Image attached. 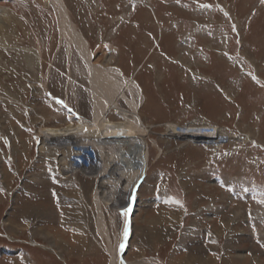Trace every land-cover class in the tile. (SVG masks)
I'll list each match as a JSON object with an SVG mask.
<instances>
[{
	"label": "rangeland",
	"instance_id": "obj_1",
	"mask_svg": "<svg viewBox=\"0 0 264 264\" xmlns=\"http://www.w3.org/2000/svg\"><path fill=\"white\" fill-rule=\"evenodd\" d=\"M65 1L96 60L115 51L119 78L142 91L151 154L125 260L264 264V0ZM3 12L11 21L0 32V264H111L96 173L65 172L70 150L52 149L42 133L92 121L85 60L69 55L56 4L0 0ZM114 111L108 117L122 121ZM170 125L213 126L230 139L206 146L172 136ZM125 201L102 203L113 245Z\"/></svg>",
	"mask_w": 264,
	"mask_h": 264
},
{
	"label": "bare ground",
	"instance_id": "obj_2",
	"mask_svg": "<svg viewBox=\"0 0 264 264\" xmlns=\"http://www.w3.org/2000/svg\"><path fill=\"white\" fill-rule=\"evenodd\" d=\"M39 1L43 3V0ZM48 2L54 3L58 6L60 12L59 18L61 19V34L63 39L65 38L66 40L69 55L75 50L80 54L81 58L85 60L84 65L86 64L85 68L87 69L88 76V79L86 80L89 81L88 87L92 96L91 102H93V119L92 121L88 120L90 122L87 123L79 120L77 125L69 124L63 127L50 126L44 128L42 133L45 134V137L49 141L56 143L55 145L53 143L51 144L52 149H57L58 146L64 147L63 143L68 144L70 139H73L76 142H69L71 143V148L73 149L75 145H78L79 148H77V150L82 151V153H87L86 155H82L85 159L84 166L86 167L81 170L89 169V171H93L97 175L98 182H96V188L94 187L95 191L93 193V200L95 204L94 206L97 210L99 229L101 234L108 241V247L111 254L110 263L132 264L127 262L124 258L125 250L128 249V235L125 237L124 232L125 227L127 226L128 234L130 233L133 218L136 215V212H138L136 191L132 193V196L129 198V203L124 207L122 234L115 237V245H113L111 241L110 231L107 225L108 222L106 224L104 218L102 203L105 205H125L127 202L125 200H128V195L130 194V187L132 186L135 189L137 186V182L135 181L147 174L150 151V146L147 140L148 127L139 115L140 104L138 102L139 100L136 98L137 95H142V91L137 81L134 79L125 78L124 80H121L119 78L120 75L123 76L122 71L118 67H112V62L115 59V51H108L109 53L106 51L107 56L106 58L104 57L106 59L104 63H100V60H96V54L90 48V41L84 33L78 29L77 23L72 19L70 8L65 0H48ZM2 14H0V32L9 26L8 22L11 21L5 12ZM104 47L102 48L103 50L105 49ZM73 72L74 71H72L71 74ZM127 91L131 94L130 97H128ZM120 99H123L127 103L125 104L129 106V109L121 106ZM112 110H115L117 114L122 115L123 120H111L108 115L111 114L110 112H112ZM111 127H115L116 129L122 128L125 130H122L113 136H109L106 134L105 129ZM187 127H189V125ZM169 130L172 136L176 134L183 136L185 133L190 132L175 125H170ZM185 140L187 141L188 139ZM45 144L47 145V143ZM63 149L67 151L70 150L69 147ZM96 161L98 164H95ZM73 167V163L70 162L69 171L66 169L67 167L64 170L65 172H75L76 170H74ZM141 181L142 180H140L139 183ZM128 209H131V211L125 216L124 213ZM113 211H115V209ZM121 245H123L122 250L120 247Z\"/></svg>",
	"mask_w": 264,
	"mask_h": 264
},
{
	"label": "built area",
	"instance_id": "obj_3",
	"mask_svg": "<svg viewBox=\"0 0 264 264\" xmlns=\"http://www.w3.org/2000/svg\"><path fill=\"white\" fill-rule=\"evenodd\" d=\"M188 125H180L179 127L183 130H186V131H190L188 133H185L183 136H178V137H181L183 139H193V140H196V141H199L203 144H205L206 146H214V147H217V148H221L223 146H225L228 142H229V135L227 133H223L222 132V129H218L216 127H211V126H194V125H189V127H187ZM182 132V131H180ZM197 132V134H196ZM208 132V133H207ZM70 141H75V140H71ZM76 142V141H75ZM54 143V142H52ZM52 143H49L50 146ZM69 144V145H68ZM68 144L66 143H63V146H58V149L59 148H65V147H69L70 148V156H69V163H73V169L74 170H81L83 168H85L86 166H84V161L85 159L82 157V155H86L87 153H82V151H79L77 150L78 145H75L74 148L76 149H72L70 144L68 142ZM95 164H98V162L96 161ZM87 170V169H86ZM75 171V172H76ZM84 171V170H82ZM143 176V175H142ZM143 177H141L140 179L138 178L135 182H137V186L136 188L134 189L132 186L130 187V194L128 195V203H129V198L132 196V193L135 192L137 193L138 189H139V181L142 180ZM139 183V184H138ZM134 184V183H133ZM130 196V197H129Z\"/></svg>",
	"mask_w": 264,
	"mask_h": 264
},
{
	"label": "snow or ice",
	"instance_id": "obj_4",
	"mask_svg": "<svg viewBox=\"0 0 264 264\" xmlns=\"http://www.w3.org/2000/svg\"><path fill=\"white\" fill-rule=\"evenodd\" d=\"M61 103H62V102H61ZM262 203H264V201H262ZM130 211H131V209L126 210L125 213H124V215L127 216V215H128V212H130ZM124 235H125V237H127V235H128V229H127V226L125 227ZM120 247H121V250H122V249H123V245H121Z\"/></svg>",
	"mask_w": 264,
	"mask_h": 264
}]
</instances>
